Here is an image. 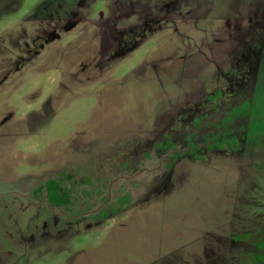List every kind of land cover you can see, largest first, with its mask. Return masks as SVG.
I'll use <instances>...</instances> for the list:
<instances>
[{
    "label": "rangeland",
    "instance_id": "obj_1",
    "mask_svg": "<svg viewBox=\"0 0 264 264\" xmlns=\"http://www.w3.org/2000/svg\"><path fill=\"white\" fill-rule=\"evenodd\" d=\"M0 264H264V0H0Z\"/></svg>",
    "mask_w": 264,
    "mask_h": 264
},
{
    "label": "trees",
    "instance_id": "obj_2",
    "mask_svg": "<svg viewBox=\"0 0 264 264\" xmlns=\"http://www.w3.org/2000/svg\"><path fill=\"white\" fill-rule=\"evenodd\" d=\"M45 188L47 199L55 207H63L70 204V193L60 187L56 181L47 182Z\"/></svg>",
    "mask_w": 264,
    "mask_h": 264
}]
</instances>
